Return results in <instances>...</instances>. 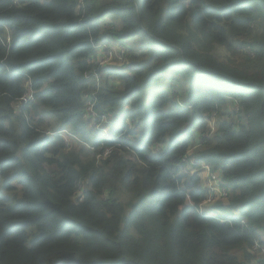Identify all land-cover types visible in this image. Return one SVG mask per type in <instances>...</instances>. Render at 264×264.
Segmentation results:
<instances>
[{
	"label": "trees",
	"instance_id": "trees-1",
	"mask_svg": "<svg viewBox=\"0 0 264 264\" xmlns=\"http://www.w3.org/2000/svg\"><path fill=\"white\" fill-rule=\"evenodd\" d=\"M123 262L264 264V0H0V264Z\"/></svg>",
	"mask_w": 264,
	"mask_h": 264
},
{
	"label": "rangeland",
	"instance_id": "rangeland-1",
	"mask_svg": "<svg viewBox=\"0 0 264 264\" xmlns=\"http://www.w3.org/2000/svg\"><path fill=\"white\" fill-rule=\"evenodd\" d=\"M123 48V52L121 53V50L118 49L116 50V52L114 53V55L112 57H109L108 55L106 56V53L103 51H98L97 52V59H96V63H98L101 67L106 66V65H116V66H122L125 60V54L127 53L128 49L126 48V46L121 45ZM220 54H225V51L223 50L222 47L217 46V51ZM101 73H96V76L98 78V83H100V78H101ZM157 85H160L163 88H167L170 91H174L175 94V98L181 102H183L186 98V92L187 89L189 87L188 83L186 80H184L182 77L180 76H171L169 75L167 77L166 80H163L161 82L156 83ZM225 118H230V119H235L234 117V111H233V106L231 104V102H228V104L225 106ZM108 122V121H107ZM215 125V121L212 122L211 126L214 127ZM97 129L104 131V122H101L99 124H97L96 126ZM214 131H212L211 133H213ZM49 134L53 133L52 131L48 132ZM65 136H66V140L69 146H71L72 144V139H78L74 134L65 131L64 132ZM196 150V149H195ZM194 150V151H195ZM194 153V152H192ZM194 159L191 158V160H189L187 163L182 164V167L184 168V171L189 173V172H194L195 170L192 167L191 161H193ZM199 166V167H198ZM197 167L199 168V170H202L200 168V165H197ZM200 173V171H199ZM217 176L219 177V179L221 180L222 178V174L221 171H216ZM222 181V180H221ZM201 184H204L203 182ZM220 201H227V198H224L222 196H220L219 194L215 195L214 199L212 200V202L206 204L203 208L204 213L205 214H218V213H222L225 214V212L218 208V203ZM229 216H237L239 215L238 210H230L228 213ZM243 246L240 245L238 247H235L233 249H231V253L237 255L240 259H243ZM259 253L261 255V250L260 247H256L254 249V253ZM253 264H256L253 262Z\"/></svg>",
	"mask_w": 264,
	"mask_h": 264
},
{
	"label": "built area",
	"instance_id": "built-area-1",
	"mask_svg": "<svg viewBox=\"0 0 264 264\" xmlns=\"http://www.w3.org/2000/svg\"><path fill=\"white\" fill-rule=\"evenodd\" d=\"M97 48H101L105 53L106 56L108 55L109 57H112L114 55V53L116 52V50L120 49L121 53L123 52V48L122 46L119 45H107L106 43H99L97 45ZM101 68V66L97 63V67L94 70V73L96 75V73H99V69ZM97 77V76H96ZM98 79V78H97ZM20 102L18 105H20L22 102L26 103L29 101H33L34 100V95L32 92H29L27 94H25L23 97L20 98ZM94 102L91 100L87 101V111L88 114L94 116L96 115L94 110ZM215 121V120H214ZM212 124V123H211ZM210 124V125H211ZM212 131L215 130V125L214 127H212ZM54 134V133H51ZM199 146V144H196V146L191 147L188 152L182 157V163H187L189 160L194 159L193 161H191L192 167L195 170L194 172H190V173H198L199 176L201 177L205 187L208 190V197L205 201H203L202 203L199 204L198 209L201 213H204V206L210 202H212V200L214 199L215 195L219 194L220 196L227 198L228 197V191L227 188L223 185L222 181L219 179V177L217 176V173L215 171L212 170V168L206 164V163H199V161L197 160V158L194 156L195 153V149H197V147ZM195 150V151H194ZM194 152V153H192ZM197 165H200V168L202 170H199V166L197 167ZM200 171V173H199ZM260 245L256 244L254 249L256 247H259Z\"/></svg>",
	"mask_w": 264,
	"mask_h": 264
},
{
	"label": "water",
	"instance_id": "water-1",
	"mask_svg": "<svg viewBox=\"0 0 264 264\" xmlns=\"http://www.w3.org/2000/svg\"><path fill=\"white\" fill-rule=\"evenodd\" d=\"M60 264V263H59ZM122 264H129V262H123Z\"/></svg>",
	"mask_w": 264,
	"mask_h": 264
}]
</instances>
